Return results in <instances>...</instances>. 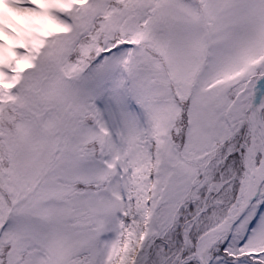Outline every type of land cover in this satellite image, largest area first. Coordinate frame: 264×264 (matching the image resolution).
Wrapping results in <instances>:
<instances>
[{
    "label": "snow or ice",
    "instance_id": "1",
    "mask_svg": "<svg viewBox=\"0 0 264 264\" xmlns=\"http://www.w3.org/2000/svg\"><path fill=\"white\" fill-rule=\"evenodd\" d=\"M0 264H264V0H0Z\"/></svg>",
    "mask_w": 264,
    "mask_h": 264
}]
</instances>
